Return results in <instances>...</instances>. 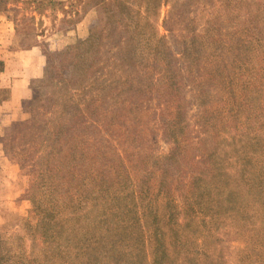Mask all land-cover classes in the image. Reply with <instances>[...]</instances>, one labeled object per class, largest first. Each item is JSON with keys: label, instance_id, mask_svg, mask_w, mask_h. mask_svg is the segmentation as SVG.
Instances as JSON below:
<instances>
[{"label": "trees", "instance_id": "trees-1", "mask_svg": "<svg viewBox=\"0 0 264 264\" xmlns=\"http://www.w3.org/2000/svg\"><path fill=\"white\" fill-rule=\"evenodd\" d=\"M253 1L83 0L97 19L75 60L46 54L28 117L0 88V137L32 180L24 228L41 241L30 258L21 234L1 239L0 264H230L242 237L241 264H264V0ZM33 3L41 14L56 1ZM167 6L181 58L159 30ZM153 121L166 154L146 148Z\"/></svg>", "mask_w": 264, "mask_h": 264}, {"label": "rangeland", "instance_id": "rangeland-1", "mask_svg": "<svg viewBox=\"0 0 264 264\" xmlns=\"http://www.w3.org/2000/svg\"><path fill=\"white\" fill-rule=\"evenodd\" d=\"M55 1L56 4L52 6L44 4L42 12L39 14L35 12V9L39 8V3H33V0H0V35H4V25L10 31L13 30V34L19 39L20 47L24 48L37 44L42 51L45 65L48 56L52 53H59L65 63L75 60L77 56L76 43L86 40L92 24L97 19L95 10L83 15V0ZM213 1H215L216 7L224 3L226 5L229 4L230 9L233 7L230 2L234 0ZM168 10V6L163 7L159 30L162 35L168 36L167 38L170 40L173 49L180 57L183 52V47L180 46L182 40L178 36L169 35V31L165 29L163 24ZM223 15L225 16L226 13L223 12ZM13 34L10 32L7 35L9 37L8 42L15 41ZM181 65H188V62L183 60ZM30 85L29 97L21 99L17 108L18 111L21 110L25 114V118L28 117L25 111L28 110L32 95ZM189 91V96L193 98L194 92L191 85ZM1 111L0 109V113ZM198 114L199 109L194 107L187 116V119L194 126L195 132L197 128V126L195 127V122L197 124ZM150 118L152 117L150 116ZM146 133L151 135L148 136L147 149L157 155L169 152L171 145L162 138L163 131L159 122L148 123ZM31 186L32 180L28 175L27 168L13 155L11 140L9 138L1 139L0 137V240L9 239L14 233L21 234L25 240L28 256L35 258L39 254L41 241L37 235L24 228V223H26V219L32 212V203L30 201ZM240 224L239 222L234 225L237 227ZM244 240L245 238L242 237L239 243L230 245L231 247L228 250L230 264H241L240 256H242L241 250L244 246Z\"/></svg>", "mask_w": 264, "mask_h": 264}, {"label": "crops", "instance_id": "crops-1", "mask_svg": "<svg viewBox=\"0 0 264 264\" xmlns=\"http://www.w3.org/2000/svg\"><path fill=\"white\" fill-rule=\"evenodd\" d=\"M4 35H0V60L5 64V70L0 74V88H10V103L4 106L12 107L13 103L29 97V85L34 79L42 78L44 74V57L37 44L20 47L13 30L3 25ZM10 32L15 41L8 42ZM10 36V35H9ZM2 110L3 107L0 106Z\"/></svg>", "mask_w": 264, "mask_h": 264}]
</instances>
